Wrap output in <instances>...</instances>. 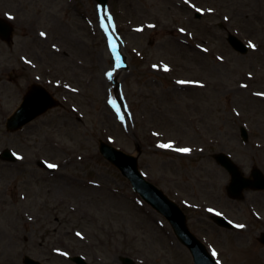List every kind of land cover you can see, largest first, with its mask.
<instances>
[{
    "label": "rangeland",
    "instance_id": "obj_1",
    "mask_svg": "<svg viewBox=\"0 0 264 264\" xmlns=\"http://www.w3.org/2000/svg\"><path fill=\"white\" fill-rule=\"evenodd\" d=\"M16 2L0 10L17 22L12 41L0 40V152L18 155L0 158L6 264L24 254L44 264H74L75 255L90 264H121L119 256L192 264L164 217L102 158L99 140L134 155L140 148L146 178L181 205L220 264H264V190L229 198V175L213 158L225 152L244 174L264 172V0H108L102 11L94 0ZM227 32L248 44L246 54L227 44ZM35 82L60 104L6 131ZM213 211L243 227L229 232Z\"/></svg>",
    "mask_w": 264,
    "mask_h": 264
},
{
    "label": "water",
    "instance_id": "obj_2",
    "mask_svg": "<svg viewBox=\"0 0 264 264\" xmlns=\"http://www.w3.org/2000/svg\"><path fill=\"white\" fill-rule=\"evenodd\" d=\"M97 1L101 7L107 4V0ZM228 41L238 51L242 53L247 51L246 46L235 36L229 35ZM55 104L56 102L53 98L42 87L38 85L32 86L31 90L25 95L20 107L8 119V128L16 129L21 127L30 119ZM242 135L244 138L246 137L244 129L242 130ZM99 151L107 160L120 169L122 174L129 179L134 190L146 202L168 219L178 239L190 250L194 264H217L205 246L188 230L185 217L179 207L173 201L169 200L159 189L143 178L137 168V159L135 157L127 155L104 142H100ZM6 157L10 159L12 156L7 154ZM216 158L230 173L231 178L227 186V191L231 196L239 197L242 190L246 188H264V178L259 169H253L252 176L254 181H252L244 177L237 166L226 155L219 154ZM258 181L259 185L257 186ZM214 219L218 224L224 223L220 216ZM122 260L124 264L132 263L128 258H122ZM30 264L40 263L30 259Z\"/></svg>",
    "mask_w": 264,
    "mask_h": 264
},
{
    "label": "flooded vegetation",
    "instance_id": "obj_3",
    "mask_svg": "<svg viewBox=\"0 0 264 264\" xmlns=\"http://www.w3.org/2000/svg\"><path fill=\"white\" fill-rule=\"evenodd\" d=\"M27 4L30 6V0H26ZM17 2L16 0H0V10H13L14 8H16ZM252 208L256 211V212H260L259 208V201H256L255 203L252 202ZM10 228H12L11 226H9ZM13 229V228H12ZM15 231V234L11 235V238L17 239V232L19 231L18 229H13ZM4 239L6 244H8V239L4 237V235H2V233H0V264H6V262L3 260L2 258V246H1V240ZM25 239V237L23 238ZM28 239H26L27 241ZM28 256V254H24L22 256V260L18 263L15 264H23L24 259ZM13 261V260H12Z\"/></svg>",
    "mask_w": 264,
    "mask_h": 264
},
{
    "label": "snow or ice",
    "instance_id": "obj_4",
    "mask_svg": "<svg viewBox=\"0 0 264 264\" xmlns=\"http://www.w3.org/2000/svg\"><path fill=\"white\" fill-rule=\"evenodd\" d=\"M197 11H199V9H197ZM109 19H110V18H109ZM41 35L43 36L44 33H41ZM250 46H251V47H255V45H254V44H251V43H250ZM109 75H111V74L109 73ZM178 83L184 84V83H192V82H189V81H179ZM159 146H160V147H164V148H169V147H171V144L169 143V144H163V145H159ZM177 151L188 152L189 149H187V148H181V149H177ZM48 167H50V168H55L56 165H54V164H49ZM209 211H212V209H209ZM238 227H243V225H238ZM77 235H80V234L77 233ZM213 255L215 256L216 253L213 252Z\"/></svg>",
    "mask_w": 264,
    "mask_h": 264
}]
</instances>
